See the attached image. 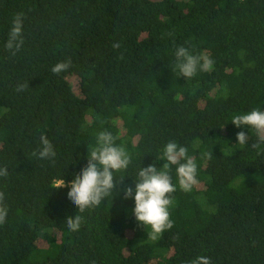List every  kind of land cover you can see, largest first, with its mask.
Masks as SVG:
<instances>
[{
  "label": "trees",
  "instance_id": "16d2710c",
  "mask_svg": "<svg viewBox=\"0 0 264 264\" xmlns=\"http://www.w3.org/2000/svg\"><path fill=\"white\" fill-rule=\"evenodd\" d=\"M17 13L24 43L12 55ZM180 46L212 69L179 76ZM253 109L264 111V0H0V264H264V143L253 148L255 132L231 123ZM100 131L131 162L113 172L117 193L79 213L72 232L65 220L78 208L56 185L87 165ZM42 134L55 157L32 155ZM173 141L195 159L198 183L184 192L171 166L173 227L153 240L135 220L133 180L162 168Z\"/></svg>",
  "mask_w": 264,
  "mask_h": 264
},
{
  "label": "clouds",
  "instance_id": "9594fccd",
  "mask_svg": "<svg viewBox=\"0 0 264 264\" xmlns=\"http://www.w3.org/2000/svg\"><path fill=\"white\" fill-rule=\"evenodd\" d=\"M23 13H17L12 21L7 42L4 47L15 55L23 46L22 27ZM119 43H113L114 49L119 48ZM175 63L172 70L179 73L186 79L196 75L197 71H209L213 67V61L206 55H195L183 46L175 50ZM71 65V60L58 62L52 68L53 74L66 72ZM28 82L17 85V91H25ZM231 123L237 128L249 127L257 136V142L253 148L260 149L264 143V111L253 109L245 114L233 116ZM40 147L33 152V156L39 159H49L55 157L56 153L52 143L45 135L40 136ZM113 135L108 131H100L96 136L95 146H88L87 165L80 173L66 183L62 178L57 182L56 188L68 187L67 198L78 208V213L74 217H67L65 222L70 231H79L84 217L79 213H84L101 205L102 200L109 196L113 189L117 193V183L114 182L113 172L127 169L131 156L123 146L114 143ZM236 144L243 148L249 141V135L241 130L236 134ZM211 159L209 154H205ZM163 157L167 161L162 168L157 169L155 164L141 167L138 178L134 183L133 214L135 220L144 228H150L149 236L155 240L165 230L173 227L170 219L169 208L173 204L172 193L176 191V186L172 183L171 166L175 167L179 187L184 192H189L198 183L197 163L195 159L188 155V149L179 146L176 142H168L163 150ZM6 167L0 168V177H7ZM122 179L119 183H122ZM124 199L133 197V187L125 186L123 189ZM7 206L4 204V193L0 192V224L5 222L7 216ZM190 264H211L210 258L198 256L190 261Z\"/></svg>",
  "mask_w": 264,
  "mask_h": 264
}]
</instances>
